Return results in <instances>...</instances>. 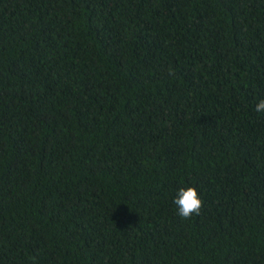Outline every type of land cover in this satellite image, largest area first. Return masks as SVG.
<instances>
[{
  "label": "trees",
  "instance_id": "16d2710c",
  "mask_svg": "<svg viewBox=\"0 0 264 264\" xmlns=\"http://www.w3.org/2000/svg\"><path fill=\"white\" fill-rule=\"evenodd\" d=\"M260 100L264 0H0V264H264Z\"/></svg>",
  "mask_w": 264,
  "mask_h": 264
},
{
  "label": "clouds",
  "instance_id": "9594fccd",
  "mask_svg": "<svg viewBox=\"0 0 264 264\" xmlns=\"http://www.w3.org/2000/svg\"><path fill=\"white\" fill-rule=\"evenodd\" d=\"M264 111V100H260L255 109ZM173 203L177 206L178 215L183 219L190 218L193 214H199L203 201L194 187L179 188Z\"/></svg>",
  "mask_w": 264,
  "mask_h": 264
}]
</instances>
